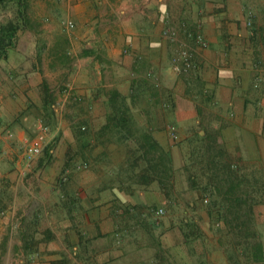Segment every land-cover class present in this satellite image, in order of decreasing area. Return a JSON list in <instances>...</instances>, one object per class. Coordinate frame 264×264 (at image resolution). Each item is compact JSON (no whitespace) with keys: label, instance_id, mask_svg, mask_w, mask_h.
I'll return each mask as SVG.
<instances>
[{"label":"crops","instance_id":"1","mask_svg":"<svg viewBox=\"0 0 264 264\" xmlns=\"http://www.w3.org/2000/svg\"><path fill=\"white\" fill-rule=\"evenodd\" d=\"M8 20L15 29L0 55V264H162V248L182 264L178 239L167 242L176 222L153 210L182 204L187 135L219 131L234 160L264 158V0H0V23ZM198 20L205 47L184 32ZM186 42L196 67L176 73L171 58ZM113 94L133 100V114L169 152L179 202L169 205L155 184L119 182L126 172L115 171L123 158L115 140L90 153L83 142L93 137L76 140L79 127L105 123ZM37 119L49 127L47 145L27 160L24 141ZM197 194L189 205L205 231ZM257 209L263 232L264 205Z\"/></svg>","mask_w":264,"mask_h":264},{"label":"trees","instance_id":"2","mask_svg":"<svg viewBox=\"0 0 264 264\" xmlns=\"http://www.w3.org/2000/svg\"><path fill=\"white\" fill-rule=\"evenodd\" d=\"M13 29L15 25L10 20L0 23V55L11 43L13 33L7 31ZM110 99L111 114L106 117L105 123L94 132H88L85 126L79 127L75 133L76 140L93 137V143L83 142L87 153L93 150L97 142L106 145L115 140L121 145L118 150L123 157L115 171L126 172L125 179H119V182L129 183V188L132 184H155L169 205L179 202V197L174 193L175 170L169 152L147 126L142 125V116L133 114L132 99L118 94H113ZM144 122L148 124L149 119L146 118ZM185 141V163L181 168L184 185L181 192L187 198L189 209V201L195 205V191L198 192L196 198L204 202L206 230L215 240L223 264H264V241L259 228L261 211L257 209L264 205V158L260 160V165L234 160L219 131L215 130L200 135L193 129ZM82 162H85V158ZM200 230L197 223L186 218L181 220L178 243L186 247L191 257L189 262L182 264H207L206 255L197 254L194 247L196 239L203 242ZM166 255H170L169 248L166 253L164 248L157 252L162 264H174L168 257L166 259Z\"/></svg>","mask_w":264,"mask_h":264},{"label":"built area","instance_id":"3","mask_svg":"<svg viewBox=\"0 0 264 264\" xmlns=\"http://www.w3.org/2000/svg\"><path fill=\"white\" fill-rule=\"evenodd\" d=\"M202 16V12H200ZM247 25H251V16L250 11L248 13L246 19ZM63 24L67 28H72L74 26L73 21L65 20ZM184 32L187 38L193 41L194 45L205 47L207 46V41L205 40L202 32H201V21L198 20L194 27H184ZM164 33L170 36L175 35L174 30H170L166 28ZM194 53V46L190 44V42H186L182 44L178 49L177 52L171 58V68L176 73H184L189 71L190 69H194L196 64L193 59ZM70 88L67 86L64 90V93L67 94L70 92ZM36 134L29 138L25 139L24 141V156L27 160H32L38 155H40L43 150L45 149L47 142L46 137L47 133L49 132V127L46 125L41 119H37L35 123ZM168 134L172 137H175V128L173 125L169 124L167 127ZM63 180L65 176L62 177ZM206 201V200H204ZM165 210L162 207H158L153 210V214L156 216H160L164 214Z\"/></svg>","mask_w":264,"mask_h":264},{"label":"rangeland","instance_id":"4","mask_svg":"<svg viewBox=\"0 0 264 264\" xmlns=\"http://www.w3.org/2000/svg\"><path fill=\"white\" fill-rule=\"evenodd\" d=\"M181 182L184 185V174L181 175ZM185 194L182 193V204L180 206L176 207H169V206H163L166 209V212L160 216L161 221L165 220L166 222L175 221V226L172 232L168 234L167 242L171 245L173 242V237H176L178 239V226L181 223V220L183 218L189 219L192 222H195V210L189 209L187 205V198L184 196ZM199 221V217H196ZM196 220V221H197ZM200 222V221H199ZM199 224V223H198ZM206 228V227H205ZM205 230V229H204ZM262 233H264V230L262 229ZM202 237H206L208 240L206 242V245L204 246L200 239L196 241V245L199 247V249H202L205 251L207 264H222L221 260L223 258L219 248L216 245L215 240L209 235L207 230L202 231ZM172 234V235H171ZM175 238V239H176ZM174 245V244H173ZM177 245V244H176ZM175 245V249L173 248L174 253L179 257L181 263H187L190 261L191 257L188 254V251L186 250V247L182 244H178V246ZM194 247H195V241H194ZM176 250V251H175Z\"/></svg>","mask_w":264,"mask_h":264}]
</instances>
